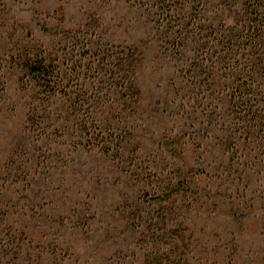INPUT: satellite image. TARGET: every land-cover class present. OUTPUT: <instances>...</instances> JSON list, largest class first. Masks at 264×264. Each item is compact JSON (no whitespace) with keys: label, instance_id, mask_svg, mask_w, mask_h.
Returning a JSON list of instances; mask_svg holds the SVG:
<instances>
[{"label":"rangeland","instance_id":"1","mask_svg":"<svg viewBox=\"0 0 264 264\" xmlns=\"http://www.w3.org/2000/svg\"><path fill=\"white\" fill-rule=\"evenodd\" d=\"M0 264H264V0H0Z\"/></svg>","mask_w":264,"mask_h":264},{"label":"trees","instance_id":"2","mask_svg":"<svg viewBox=\"0 0 264 264\" xmlns=\"http://www.w3.org/2000/svg\"><path fill=\"white\" fill-rule=\"evenodd\" d=\"M162 2H165L166 0H160ZM23 69L25 72L29 73L31 76L37 77V78H48L52 77L48 72L47 68L43 64H31V63H25L23 66Z\"/></svg>","mask_w":264,"mask_h":264}]
</instances>
